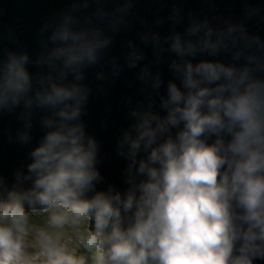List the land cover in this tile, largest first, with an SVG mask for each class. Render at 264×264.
Wrapping results in <instances>:
<instances>
[{"label":"clouds","instance_id":"9594fccd","mask_svg":"<svg viewBox=\"0 0 264 264\" xmlns=\"http://www.w3.org/2000/svg\"><path fill=\"white\" fill-rule=\"evenodd\" d=\"M77 12L74 5L45 26L47 43L31 60L24 50H0V114L15 113L20 144L37 113L42 129L12 185L0 177V264H29L25 235L47 253L46 264L264 261V40L242 23L214 29L195 20L166 37L171 78L158 103L132 111L118 141L125 187L97 189L82 81L109 43V13ZM160 84L157 74L153 89ZM26 206L46 213L42 226L28 221ZM81 221L87 231L78 244L90 258L54 239Z\"/></svg>","mask_w":264,"mask_h":264},{"label":"water","instance_id":"95a60500","mask_svg":"<svg viewBox=\"0 0 264 264\" xmlns=\"http://www.w3.org/2000/svg\"><path fill=\"white\" fill-rule=\"evenodd\" d=\"M74 5L79 15L109 13L104 23L109 43L97 62L83 70L82 81L88 94L81 120L97 144V189L125 187L127 162L118 151V141L133 121L132 111L146 106L149 99L158 103V93L163 94L171 78L169 62L174 54L168 50L166 37L174 31L183 34L195 20L207 21L214 29L242 23L250 35L264 40V0H131L128 5L123 0H88L86 7L79 0H0V50H24L30 60L35 58L47 43L45 26ZM115 8L126 11L112 15ZM226 57L227 53L218 54V58ZM157 74L160 88L153 89ZM39 115L33 117L30 140L20 144L15 113L0 114V177L6 186L12 185L17 169L23 170L28 149L42 134Z\"/></svg>","mask_w":264,"mask_h":264},{"label":"rangeland","instance_id":"374dc122","mask_svg":"<svg viewBox=\"0 0 264 264\" xmlns=\"http://www.w3.org/2000/svg\"><path fill=\"white\" fill-rule=\"evenodd\" d=\"M32 209H27L26 212L31 211ZM32 223L36 226H42V222H35L32 221ZM36 230H39V228H34L32 230L33 234ZM58 231H55L54 239L58 235L59 240L57 242L58 247H62L65 249L66 252L73 253L74 248H77L78 243L80 242L78 240H74L66 230L65 232L62 229H57ZM62 233H61V232ZM25 245H26V254L29 257V264H46V252H41L42 249L34 238H31L29 235H25L24 237Z\"/></svg>","mask_w":264,"mask_h":264},{"label":"trees","instance_id":"16d2710c","mask_svg":"<svg viewBox=\"0 0 264 264\" xmlns=\"http://www.w3.org/2000/svg\"><path fill=\"white\" fill-rule=\"evenodd\" d=\"M28 213V221H35V222H42V224H44V220L46 218V213L42 212L39 209H32L31 211L27 212ZM45 227V226H43ZM56 229H51V232L54 231ZM64 232L67 230L68 234L74 239V240H78V235L81 233H84L87 231L86 228V222L85 221H81L80 226L79 227H69V226H65V228L62 229ZM82 242V241H81ZM73 254L77 257H84L90 258L91 253L84 247V245H77V248H74V252Z\"/></svg>","mask_w":264,"mask_h":264}]
</instances>
